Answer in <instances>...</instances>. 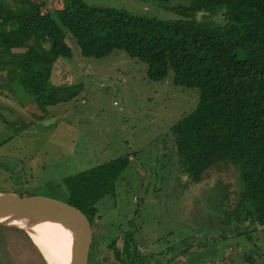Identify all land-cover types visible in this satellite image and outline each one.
I'll return each mask as SVG.
<instances>
[{"label":"rangeland","instance_id":"374dc122","mask_svg":"<svg viewBox=\"0 0 264 264\" xmlns=\"http://www.w3.org/2000/svg\"><path fill=\"white\" fill-rule=\"evenodd\" d=\"M32 1L50 9L62 0ZM83 1L161 18L175 15L149 0ZM70 45L72 55L55 62L49 82L77 85L73 97L41 110L22 87L8 84L0 91V191L63 198L62 177L127 155L92 223L97 253H107L117 231L133 229L140 250L163 248L148 255L147 264H243L247 254L264 264V232L252 229L245 215L252 203L244 201L236 220L221 215L236 202V168L217 164L198 182L179 171L169 126L195 106L197 88L173 84L170 72L149 79L145 63L122 49L92 57ZM58 259L64 264L63 255ZM0 264L48 263L25 230L0 226Z\"/></svg>","mask_w":264,"mask_h":264},{"label":"trees","instance_id":"16d2710c","mask_svg":"<svg viewBox=\"0 0 264 264\" xmlns=\"http://www.w3.org/2000/svg\"><path fill=\"white\" fill-rule=\"evenodd\" d=\"M149 1L175 15L161 18L83 0H62L50 9L32 0H0V91L8 84L22 87L41 110L76 95L75 84L49 82L55 62L72 55L70 42L82 56L122 49L145 63L149 79L170 72L173 84L197 88L195 106L169 126L179 171L198 182L217 164L234 166L236 202L221 215L236 220L249 201L245 215L252 229L264 232V0ZM127 162V155H119L62 177L61 199L93 226L103 196L112 194ZM132 233L112 235L97 264H147L148 255L163 250L145 253ZM251 256L243 264H257Z\"/></svg>","mask_w":264,"mask_h":264},{"label":"water","instance_id":"95a60500","mask_svg":"<svg viewBox=\"0 0 264 264\" xmlns=\"http://www.w3.org/2000/svg\"><path fill=\"white\" fill-rule=\"evenodd\" d=\"M39 221L68 222L75 236L73 264H87L92 246V225L79 208L61 198L0 191V226L12 224L26 231L25 224Z\"/></svg>","mask_w":264,"mask_h":264},{"label":"bare ground","instance_id":"6f19581e","mask_svg":"<svg viewBox=\"0 0 264 264\" xmlns=\"http://www.w3.org/2000/svg\"><path fill=\"white\" fill-rule=\"evenodd\" d=\"M8 227L21 228L12 224ZM23 227L48 264H60V255H63L64 264H73L76 255L75 236L68 222L39 221ZM42 249L50 254V259Z\"/></svg>","mask_w":264,"mask_h":264},{"label":"flooded vegetation","instance_id":"af4514ba","mask_svg":"<svg viewBox=\"0 0 264 264\" xmlns=\"http://www.w3.org/2000/svg\"><path fill=\"white\" fill-rule=\"evenodd\" d=\"M94 242V240H93ZM105 255V252L102 254H99L95 251V248H93V243L90 249V253L88 256V261L87 264H97L99 263V261L103 258V256Z\"/></svg>","mask_w":264,"mask_h":264},{"label":"crops","instance_id":"0c3cea01","mask_svg":"<svg viewBox=\"0 0 264 264\" xmlns=\"http://www.w3.org/2000/svg\"><path fill=\"white\" fill-rule=\"evenodd\" d=\"M148 248V247H147ZM150 248V247H149ZM151 249V248H150ZM157 248H152L151 251H155Z\"/></svg>","mask_w":264,"mask_h":264}]
</instances>
